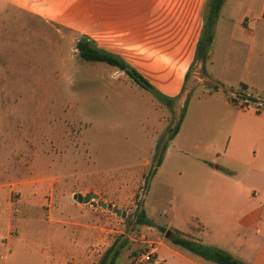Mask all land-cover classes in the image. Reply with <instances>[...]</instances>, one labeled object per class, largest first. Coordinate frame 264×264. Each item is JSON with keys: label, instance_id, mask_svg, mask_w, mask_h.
<instances>
[{"label": "crops", "instance_id": "crops-1", "mask_svg": "<svg viewBox=\"0 0 264 264\" xmlns=\"http://www.w3.org/2000/svg\"><path fill=\"white\" fill-rule=\"evenodd\" d=\"M206 3L0 0V24L12 25L23 18L24 22L70 29L78 39L87 36L98 48L122 57L160 92L176 97L174 111L181 114L186 102L181 127L150 181L152 185L153 180L163 179L174 189L185 210L184 218L180 223L159 224L149 216L146 202L144 210L155 225L215 246L244 264H264V0L224 1L205 63L206 77L218 87L198 85L193 74L197 63L202 66L195 55ZM89 62L108 71L118 68ZM124 74L122 79L132 88H121L120 119L140 106L150 107L156 114L147 155L166 124L168 110ZM170 115L169 108V120ZM118 126L124 144L136 143L134 133ZM176 201L172 199L169 212ZM1 211L8 233L12 219L4 208ZM151 232L148 241L154 258L145 264H218L174 244L158 231ZM1 241L0 232V258L5 264H14L10 249L8 254L2 251ZM16 244L12 241L8 247Z\"/></svg>", "mask_w": 264, "mask_h": 264}, {"label": "rangeland", "instance_id": "rangeland-1", "mask_svg": "<svg viewBox=\"0 0 264 264\" xmlns=\"http://www.w3.org/2000/svg\"><path fill=\"white\" fill-rule=\"evenodd\" d=\"M20 20L0 24V208L12 219L7 233L0 212L2 251L14 264H99L114 246L117 264H145L151 231L165 237L140 222L145 204L159 224L185 214L165 180L146 185L157 143L180 114L170 109L169 120L165 106L166 124L144 155L156 114L140 106L120 119L121 88H132L124 72L82 59L72 30ZM193 74L213 85L200 63ZM119 124L136 143L124 144ZM91 192L121 214L74 197Z\"/></svg>", "mask_w": 264, "mask_h": 264}, {"label": "trees", "instance_id": "trees-1", "mask_svg": "<svg viewBox=\"0 0 264 264\" xmlns=\"http://www.w3.org/2000/svg\"><path fill=\"white\" fill-rule=\"evenodd\" d=\"M225 0H207L205 11H204V24L202 28V34L200 40L198 42V47L196 49L195 61H199L202 63L203 69L205 70V63L208 58V51L210 50L213 38H214V25L217 22L219 17V13L221 11L222 5ZM76 48L78 50L79 56L86 61H100L106 62L113 66H116L126 72L130 77L134 79L136 83H138L141 87L148 90L152 93L158 100L167 105L170 109L173 110L174 101H176V97H170L162 92H160L144 75L132 67L128 62H126L122 57L107 51L102 48H98L92 41L88 39L87 36H81L76 42ZM214 87H218V84H214ZM186 109V102L180 114V117L173 127L168 128V138L166 141H163V138H160L156 151L154 154L152 166L150 168V172L146 179V185L149 186L151 178L154 176L159 166L162 164L164 154L166 152V148L169 142L174 138L177 134L179 128L181 127L184 114ZM163 141V142H162ZM162 143V145H161ZM140 222L144 225L148 226H157L158 229L163 232L166 236V233L170 230L165 228L164 226L155 225L154 222L147 216L145 210L141 211L139 215ZM170 239L174 244L183 246L189 251L199 255L208 260H212L218 264H244L239 259L235 258L232 254L215 248V246H208L203 244L202 242L194 241L187 236L181 235L179 231H170L169 235L166 236ZM112 246L108 251H106L105 255L101 259L99 264H116V259L119 254V248L114 249ZM114 250V254H112V258L108 261V254L112 253ZM108 262V263H107Z\"/></svg>", "mask_w": 264, "mask_h": 264}, {"label": "water", "instance_id": "water-1", "mask_svg": "<svg viewBox=\"0 0 264 264\" xmlns=\"http://www.w3.org/2000/svg\"><path fill=\"white\" fill-rule=\"evenodd\" d=\"M75 199L80 203H92L94 206H102L103 208H107L109 210H114L117 212V214H121L120 209L114 208L112 204H108L102 200H100V196L97 193L91 192L86 195H83L81 193L74 195ZM170 231L166 233V236H168Z\"/></svg>", "mask_w": 264, "mask_h": 264}, {"label": "built area", "instance_id": "built-area-1", "mask_svg": "<svg viewBox=\"0 0 264 264\" xmlns=\"http://www.w3.org/2000/svg\"><path fill=\"white\" fill-rule=\"evenodd\" d=\"M247 99H248V97H247ZM247 101H248V100H247ZM247 101H246V102H247ZM248 102H249V101H248ZM153 258H154V252H153L152 249H150L149 251H147L146 253H143V254L141 255V260H142V262H144V263H148V262L152 261Z\"/></svg>", "mask_w": 264, "mask_h": 264}]
</instances>
